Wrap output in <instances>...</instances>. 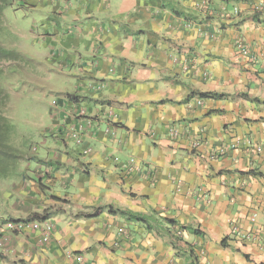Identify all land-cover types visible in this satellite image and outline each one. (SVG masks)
I'll return each mask as SVG.
<instances>
[{
    "label": "crops",
    "instance_id": "crops-1",
    "mask_svg": "<svg viewBox=\"0 0 264 264\" xmlns=\"http://www.w3.org/2000/svg\"><path fill=\"white\" fill-rule=\"evenodd\" d=\"M84 1L47 29L58 128L0 194V222L46 221L0 231V264H264V0ZM109 207L173 220L179 248Z\"/></svg>",
    "mask_w": 264,
    "mask_h": 264
},
{
    "label": "rangeland",
    "instance_id": "rangeland-1",
    "mask_svg": "<svg viewBox=\"0 0 264 264\" xmlns=\"http://www.w3.org/2000/svg\"><path fill=\"white\" fill-rule=\"evenodd\" d=\"M67 1L16 0L3 11L2 44L18 54L15 61L1 62L0 87L9 99L4 114L14 127V145L25 154V159L17 167V174L14 172L0 180V194L14 193L11 190L19 174L27 180L33 177L23 168L32 160L30 156L42 155L43 136L57 129L60 123L52 118L51 109L60 105L62 94L66 88L71 89L72 83L60 79L68 73L62 66L61 56L66 50L59 43L60 37L47 29L53 26L52 20L63 24L60 17L67 10L70 11L68 20H73L75 11L85 3L71 0L68 6ZM53 138H57V134ZM6 222H0V226L4 227Z\"/></svg>",
    "mask_w": 264,
    "mask_h": 264
},
{
    "label": "trees",
    "instance_id": "trees-1",
    "mask_svg": "<svg viewBox=\"0 0 264 264\" xmlns=\"http://www.w3.org/2000/svg\"><path fill=\"white\" fill-rule=\"evenodd\" d=\"M16 0H0V75L2 73L1 62L15 61L18 54L14 50H8L2 44V31H3V11L11 6ZM197 96L199 100H205L209 98H223L224 95H218L215 93H191L189 98ZM8 94L0 87V180L10 177L14 172L17 174V167L21 161L25 159V154L18 148L15 147L13 137L15 135L14 127L12 126L9 119L5 116L4 112L8 104ZM26 147V145H23ZM15 168V170H14ZM108 213L113 215H121L127 218L130 222L139 223L144 226L145 230L150 233H154L157 236L165 237L172 245L174 249L179 248L181 242V232L174 231L176 223L173 220L160 218L150 214H136L125 210H113L111 207L108 209ZM89 217V216H85ZM45 216L33 214L29 219L23 220V222L36 221L45 222ZM43 220V221H41ZM182 231L186 228L182 227ZM180 230V231H181ZM192 258L193 264L196 263V258L189 255Z\"/></svg>",
    "mask_w": 264,
    "mask_h": 264
},
{
    "label": "built area",
    "instance_id": "built-area-1",
    "mask_svg": "<svg viewBox=\"0 0 264 264\" xmlns=\"http://www.w3.org/2000/svg\"><path fill=\"white\" fill-rule=\"evenodd\" d=\"M234 13L237 14L238 10L234 9ZM202 100H197V104L201 105ZM175 133H173L174 135ZM176 135V134H175ZM197 146V144H194V146ZM226 150H228V148H220L218 150V154L223 155L225 154ZM133 163V160H131V163ZM38 223L36 222H23V221H19V222H11L8 221L6 222V225L4 227H2V229L0 230L1 233H6L7 231H12V232H16V233H22L24 231H28V230H32V229H37ZM41 228V227H40ZM46 232H50L53 229V225L52 223L48 222L43 224V227L41 228ZM77 263H81L82 262V257L81 256H76L75 258Z\"/></svg>",
    "mask_w": 264,
    "mask_h": 264
},
{
    "label": "clouds",
    "instance_id": "clouds-1",
    "mask_svg": "<svg viewBox=\"0 0 264 264\" xmlns=\"http://www.w3.org/2000/svg\"><path fill=\"white\" fill-rule=\"evenodd\" d=\"M11 222H19V221H11ZM29 222V221H28ZM34 222H36V221H34ZM37 223V222H36Z\"/></svg>",
    "mask_w": 264,
    "mask_h": 264
}]
</instances>
